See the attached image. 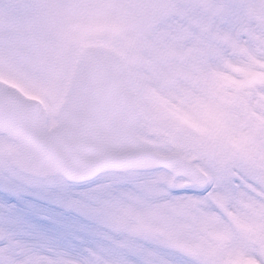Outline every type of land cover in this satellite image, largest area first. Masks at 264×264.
<instances>
[{"label": "snow or ice", "instance_id": "1", "mask_svg": "<svg viewBox=\"0 0 264 264\" xmlns=\"http://www.w3.org/2000/svg\"><path fill=\"white\" fill-rule=\"evenodd\" d=\"M200 10L0 0V264H264V81L241 93L227 135L157 111L153 93H180L145 62L149 46ZM218 14L210 32L248 43L241 22L264 16V0H226Z\"/></svg>", "mask_w": 264, "mask_h": 264}, {"label": "bare ground", "instance_id": "2", "mask_svg": "<svg viewBox=\"0 0 264 264\" xmlns=\"http://www.w3.org/2000/svg\"><path fill=\"white\" fill-rule=\"evenodd\" d=\"M226 0H190L199 4L200 11L185 16L184 23L174 25L178 32L162 33L166 41L168 58L181 60L182 77L179 88L187 92L190 129L198 128L202 134L213 136L214 129L225 130L224 135L238 131L240 113L234 110L242 99L241 93L253 82L264 81V16L252 14L243 20L241 30L246 32L249 42L228 40L230 35L223 31H211L213 23L217 28L224 16L219 15V6ZM217 5L216 9L210 8ZM206 13H211L206 15ZM215 17V19H213ZM227 42L233 56H223L220 49L205 37ZM162 42V41H161ZM215 58V62H212ZM183 81V82H181ZM246 263L241 261L240 264Z\"/></svg>", "mask_w": 264, "mask_h": 264}, {"label": "rangeland", "instance_id": "3", "mask_svg": "<svg viewBox=\"0 0 264 264\" xmlns=\"http://www.w3.org/2000/svg\"><path fill=\"white\" fill-rule=\"evenodd\" d=\"M186 2L189 3L190 0H186ZM182 12L183 11H181L180 14ZM178 30L179 29H177L176 27L171 26L158 32L155 35L153 42H151L149 46L148 57H150V59L145 58V62H158V67H160L161 70L167 69L172 73V77L177 81L176 89L180 93V95L177 97V103H171L170 100L166 99L164 96H161L157 93H153L156 99L157 108L160 110V112H162L169 119H171V121L179 123L180 125H185L190 128L187 92L177 86V84H180L177 79L180 77L184 79V76L182 75V70L184 69V66L182 67L181 60L171 61L168 58V52L165 51L167 49V44H165L166 41L162 38V33H166L168 36L169 34L178 32ZM193 130L201 133L198 128H193ZM225 130H227V127H225L223 131L214 129L212 134L213 136L224 135Z\"/></svg>", "mask_w": 264, "mask_h": 264}, {"label": "water", "instance_id": "4", "mask_svg": "<svg viewBox=\"0 0 264 264\" xmlns=\"http://www.w3.org/2000/svg\"><path fill=\"white\" fill-rule=\"evenodd\" d=\"M160 119L166 120L162 115H159Z\"/></svg>", "mask_w": 264, "mask_h": 264}]
</instances>
